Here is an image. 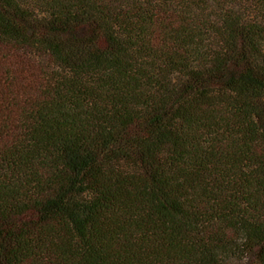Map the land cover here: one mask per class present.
<instances>
[{"label": "trees", "instance_id": "obj_1", "mask_svg": "<svg viewBox=\"0 0 264 264\" xmlns=\"http://www.w3.org/2000/svg\"><path fill=\"white\" fill-rule=\"evenodd\" d=\"M0 264H264V0H0Z\"/></svg>", "mask_w": 264, "mask_h": 264}]
</instances>
